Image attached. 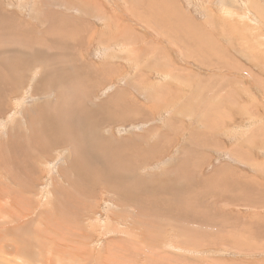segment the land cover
Here are the masks:
<instances>
[{
  "label": "rangeland",
  "instance_id": "rangeland-1",
  "mask_svg": "<svg viewBox=\"0 0 264 264\" xmlns=\"http://www.w3.org/2000/svg\"><path fill=\"white\" fill-rule=\"evenodd\" d=\"M259 3L0 0V264H264Z\"/></svg>",
  "mask_w": 264,
  "mask_h": 264
},
{
  "label": "bare ground",
  "instance_id": "bare-ground-1",
  "mask_svg": "<svg viewBox=\"0 0 264 264\" xmlns=\"http://www.w3.org/2000/svg\"><path fill=\"white\" fill-rule=\"evenodd\" d=\"M137 1H138V0H137ZM140 1H141V0H140ZM148 2H149V1H148ZM135 3H136V2H135ZM145 3H146V2H144V4H145ZM148 4H149V3H148ZM158 4H159V3H158ZM220 4L222 5L223 9H226V10H230V9H231V8L228 9V8H229V7H228L229 5H227V3L223 2V1H222ZM172 5H173V4H172ZM159 6H160V5H159ZM254 6H255V7L257 6V10H261V9L264 7V4L259 3V4H257V5L255 4ZM129 7H130V6H129ZM131 7H133V6H131ZM149 7H150V6H149ZM166 7H167V6H166ZM172 7H173V6H172ZM175 7H176V6H175ZM239 7H240V6H239ZM126 8H127V7H126ZM128 9H129V8H128ZM128 9H127V10H128ZM176 9H177V8H176ZM176 9H175V10H176ZM70 10H71V9H70ZM136 10H137V9H136ZM149 10H150V9H149ZM151 10H152V9H151ZM217 10H218V9H217ZM218 11H219V10H218ZM228 12H229V11H228ZM228 12H227V13H228ZM240 12H241L242 14L245 15V13H244L243 11H240ZM139 13H141V12H139ZM172 13H173V12H172ZM247 13H248V15H251V13H250L249 11H248ZM163 14H164V13H163ZM167 14H168V13H167ZM230 14H231V17H232V16L234 17V16H236V15L238 14V12H237V11H231ZM259 14H260L261 16H263V15H264V11H261ZM12 15H13V14H12ZM130 15H131V14H130ZM150 15H151V14H150ZM71 16H72V15H71ZM163 16H165V15H163ZM241 16H242V15H241ZM134 17H135V16H134ZM228 17H229V16H228ZM173 18H174V17H173ZM232 19H233V18H232ZM151 20H152V19H151ZM170 20H171V18H170ZM172 23H173V22H172ZM0 24H1V23H0ZM3 24H4V23H3ZM12 26H13V25H12ZM12 26H11V27H12ZM19 26H20V25H19ZM240 26L242 27V25H240ZM252 26H253V25H252ZM175 27H176V26H175ZM175 27L173 26L172 29H174ZM3 28H4V26H3ZM12 28H13V27H12ZM12 28H11V29H12ZM256 28H257V27H256ZM15 29H16V28H15ZM215 29H216V28H215ZM239 29H240V28H239ZM168 30H169V29H168ZM256 30H257V29H256ZM177 31H178V30H177ZM214 31H215V30H214ZM216 31H217V30H216ZM14 33H15V32H14ZM17 33H18V32H17ZM120 35H121V34H120ZM216 35H217V34H216ZM2 37H3V36H2ZM257 38H259V37H257ZM260 38H262V37H260ZM3 39H4V38H3ZM254 39H255V38H254ZM90 41H91V40H90ZM257 41H258V40H257ZM0 43H1V41H0ZM3 43H4V42H3ZM260 43H261V42H260ZM258 44H259V43H258ZM2 46H3V45H2ZM16 46H17V45H16ZM18 46H19V45H18ZM177 46H178V45H177ZM240 46H241V45H240ZM154 47H155V46H154ZM260 47H261V46H260ZM21 50H22V49H21ZM155 51H156V50H155ZM169 51H170V50H169ZM49 52H50V51H49ZM54 53H55V52H54ZM168 53H169V52H168ZM128 54H129V53H128ZM40 55H41V54H40ZM246 55H247V54H246ZM10 56H11V54H10ZM57 56H58V55H57ZM57 56H56V57H57ZM100 56H101V55H100ZM161 56H162V55H161ZM164 57H165V55H164ZM11 60H12V59H11ZM25 60H26V59H25ZM22 61H23V60H22ZM45 61H46V60H45ZM48 61H49V60H48ZM8 62H9V61H8ZM166 62H167V61H166ZM3 63H4V62H3ZM44 63H45V62H44ZM232 63H233V62H232ZM46 64H47V63H46ZM39 65H40V64H39ZM43 65H44V64H43ZM37 66H38V65H37ZM44 66H45V65H44ZM125 66H126V65H125ZM205 66H206V65H205ZM47 67H48V66H47ZM238 67H239V66H238ZM25 68H26V67H25ZM239 69H240V67H239ZM37 70H38V69H37ZM168 70H169V69H167V72H168ZM25 72H26V71H25ZM59 72H60V71H59ZM41 74H42V73H41ZM167 77H168V76H167ZM155 78H156V77H155ZM188 78H189V77H188ZM132 79H133V78H132ZM160 79H161V78H160ZM173 80H174V79H173ZM4 82H5V81H4ZM219 82H220V81H219ZM160 83H161V82H160ZM59 84H60V83H59ZM135 85H136V84H135ZM178 85H179V84H178ZM148 86H149V85H148ZM150 86H151V85H150ZM159 87H160V86H159ZM218 87H219V86H218ZM50 88H51V87H50ZM60 88H61V87H60ZM139 88H140V87H139ZM160 88H161V87H160ZM162 89H163V88H162ZM164 89H165V88H164ZM164 91H165V90H164ZM57 92H58V91H57ZM155 92H156V91H155ZM64 93H66V92H64ZM117 93H118V92H117ZM149 93H150V92H149ZM219 93H220V92H219ZM240 93H241V92H240ZM1 94H2V93H1ZM15 94H16V93H15ZM34 94H35V93H34ZM115 94H116V93H115ZM115 94H114V95H115ZM30 95H31V94H30ZM124 95H125V94H124ZM226 95H227V94H226ZM117 96H119V95H117ZM121 96H122V94H121ZM125 96H126V95H125ZM32 97H33V96H32ZM38 97H39V96H38ZM45 97H46V96H45ZM127 97H128V96H127ZM150 97H151V96H150ZM114 98H115V97H114ZM121 98H122V97H121ZM15 99H16V98H15ZM47 99H48V98H47ZM47 99H46V100H47ZM118 99L121 100L120 98H118ZM125 99H126V98H125ZM68 100H69V99H68ZM68 100H67V101H68ZM32 101H34V99H33ZM51 101H52V100H51ZM117 101H118V100H117ZM122 101H123V100H122ZM122 101H121V102H122ZM124 101H125V100H124ZM124 101H123L122 103H124L125 105H126V103H127V105H128V102L126 101V103H125ZM37 102H38V101H37ZM118 102H119V101H118ZM118 102H117V104H118ZM225 102H226V101H225ZM109 103H110V102H109ZM109 103H108V104H109ZM73 104H74V103H73ZM137 104H138V103H137ZM137 104H135V105H137ZM158 104H159V103H158ZM97 105H98V104H97ZM110 105H111V104H110ZM110 105H109V106H110ZM114 105H115V104H114ZM122 105H123V104H122ZM135 105H133V106H135ZM169 105H170V104H169ZM9 106H10V105H9ZM112 106H113V105H112ZM119 106H120V105H119ZM119 106H118V107H119ZM34 107H36V106H34ZM107 107H108V106H107ZM107 107H106V108H107ZM126 107H127V106H126ZM130 107H131V106H130ZM166 107H167V106H166ZM217 107H218V106H217ZM111 108H112V107H111ZM135 108H136V107H135ZM119 109H120V107H119ZM123 109H124V107H123ZM130 109H132V108H130ZM18 110H19V109H18ZM104 110H105V109H104ZM120 110H121V109H120ZM106 111H107V113H108L109 110L107 109ZM115 111H117V110H115ZM115 111H114V112H115ZM121 111H122V110H121ZM126 111H127V110H126ZM132 112H134V111H132ZM132 112L129 111V114L132 113ZM104 113H105V111H104ZM122 113H124V111H123ZM127 113H128V112H127ZM137 113H138V109H137V112L135 111V116L137 115V116H141V117H142L141 112H140V115H138ZM111 114H112V112H111ZM113 114H114V113H113ZM113 114H112V116H114ZM117 114H118V113H117ZM142 114H143V113H142ZM118 115H119V114H118ZM123 115H124V114H123ZM123 115H122V116H123ZM132 115H133V113H132ZM168 115H169V114H168ZM107 116H109V115H107ZM122 116H121V119H123V117H125V116H123V117H122ZM133 116H134V115H133ZM135 116H134V117H135ZM187 116H188V115H187ZM235 116H236V115H235ZM84 117L86 118V116H84ZM104 117L106 118V116H104ZM126 117H127V116H126ZM126 117H125V118H126ZM134 117H133V118H134ZM111 118H112V117H111ZM128 118H129V117H128ZM130 118H131V117H130ZM135 118H137V117H135ZM139 118H140V117H139ZM146 118H147V116H146ZM83 119H84V118H83ZM83 119H82V120H83ZM113 119H114V118H113ZM113 119H112L111 121H113ZM149 119H150V117H149ZM84 120H85V119H84ZM94 120H95V119H94ZM115 120H116V119H115ZM127 120H129V119H127ZM130 120H134V119H130ZM162 120H163V119H162ZM85 121H87V120H85ZM99 121H100V120H99ZM122 121H123V120H122ZM92 122H93V120H92ZM113 122H114V121H113ZM77 123H78V122H77ZM115 123H116V122H115ZM135 123H136V122H135ZM158 123H159V122H158ZM81 124H82V123H81ZM88 124H89V122H88ZM107 124H108V123H107ZM142 125H143V124H142ZM137 126H138V125H137ZM214 126H215V124H214ZM108 127H109V126H108ZM88 128H89V126H88ZM110 128H111V127H110ZM161 128H162V126H161ZM125 129H126V128H125ZM208 130H209V129H208ZM82 131H84V133H85V130H84V129H83ZM91 131H92V130H91ZM93 131H94V130H93ZM80 132H81V131H80ZM237 132H238V131H237ZM248 132H249V130H246V131H243V132H238V133H236V136H235V137H237V138H236V140H237V142H236V146H235V147H232V149H230L231 147L228 148L227 151L231 152L233 155H237V154H239L241 151H242L241 153H243V154L246 153V151H247V147H246V145H245L246 142L241 143V141H242V139H243V141L246 140V139H245V136L247 135ZM89 133H90V132H89ZM111 133H112V132H111ZM91 134L93 135V132H92ZM112 134H113V133H112ZM112 134H111V135H112ZM214 134H215V133H214ZM233 134H234V133H233ZM86 135H87V133H86ZM94 135H95V134H94ZM107 136H108V135H107ZM112 136H113V135H112ZM115 136H116V135H115ZM118 136H119V135H118ZM202 136H203V135H202ZM210 136H211V135H210ZM92 137H93V136H92ZM151 137H152V136H151ZM46 138H47V137H45L44 140H47ZM50 138H51V137H50ZM50 138H49V140H50ZM123 138H124V137H123ZM139 138H140V137H139ZM52 140H53V139H52ZM82 140H83V139H82ZM87 140H88V138H87ZM107 140H108V138H107ZM110 140H111V138H110ZM100 141H101V140H100ZM118 141H119V140H118ZM218 141H219V140H218ZM49 142H50V141H49ZM88 142L90 143V141H88ZM123 142H124V141H123ZM159 142H160V141H159ZM105 143H106V142H105ZM116 143H118V142H116ZM119 143H121V142H119ZM47 144H48V143H47ZM86 144H87V143H86ZM94 144H95V143H94ZM94 144H93V146H94ZM54 145H55V144H54ZM88 145H89V144H88ZM105 145L107 146V144H105ZM237 145H238V146H237ZM38 146H40V145H38ZM93 146H92V147H93ZM96 146H97V145H96ZM100 146H101V145H100ZM106 146H105V147H106ZM142 146H143V145H142ZM201 146H202V145H201ZM208 146H209V145H208ZM219 146H220V145H219ZM40 147H42V146H40ZM43 147H45V146H43ZM48 147H49V146L47 145V148H48ZM86 147H87V146H86ZM86 147H85V148H86ZM89 147H90V146H89ZM143 147H144V146H143ZM81 148H82V147H81ZM90 148H91V147H90ZM90 148H89V149H90ZM94 148H95V147H94ZM101 148H102V147H101ZM101 148H99V149H101ZM144 148H145V147H144ZM233 148H235V149H233ZM43 149H44V148H43ZM95 149H98V148L96 147ZM129 149H130V148H129ZM250 149H251V148H250ZM93 151H96V150H93ZM46 152H47V151H46ZM64 152H65V151H64ZM101 152H102V151H101ZM101 152H100V153H101ZM66 153H67V152H66ZM84 153H85V152H84ZM125 153H126V152H125ZM16 154H17V153H16ZM60 154H61V153H60ZM85 154H87V153H85ZM97 154H98V153H97ZM243 154H242V155H243ZM246 154H247V153H246ZM64 155H65V154H64ZM81 155H82V154H81ZM104 155H105V154H104ZM104 155H103V156H104ZM233 155H230V157L233 158ZM244 155H245V154H244ZM249 156H250V155H249ZM80 157L82 158V156H80ZM106 157H107V156H106ZM234 157H235V156H234ZM21 158H22V157H21ZM23 158H24V157H23ZM23 158H22V159H23ZM29 158H30V157H29ZM64 158L66 159V157H64ZM78 158H79V157H78ZM81 158H80V159H81ZM75 159H77V158H75ZM256 160H257V159H256ZM256 160H253V161H256ZM3 161H4V160H3ZM78 161H79V159H78ZM80 161H81V160H80ZM90 161H91V160H90ZM101 161H102V160H101ZM7 162H8V161H7ZM74 162H77V161H74ZM81 162H82V161H81ZM87 162H88V159H87ZM119 162H120V161H119ZM4 163H5V162H4ZM4 163H3V164H4ZM90 163H92V162H90ZM98 163H99V161H98ZM59 164H61V163H59ZM59 164H58V166H59ZM64 164H65V163H64ZM78 164H79V162H78ZM93 164H95V162H93ZM255 164H256V166H257L258 172H260V171H259L260 164H259L258 160L255 162ZM62 165H63V164H62ZM72 165H74V164H72ZM22 166H23V165H22ZM60 166H61V165H60ZM78 166H81V165H78ZM83 166H87V165H83ZM83 166H82V167H83ZM70 167H72V166H70ZM80 168H81V167H79V169H80ZM91 168H92V167H91ZM100 168H101V167H100ZM29 169H30V168H29ZM74 169H75V167H74ZM79 169H78V170H79ZM96 169H97V168H96ZM96 169H95V171L98 172V170H96ZM32 170H33V169H32ZM32 170H31V171H32ZM72 170H73V169H72ZM78 170H77V171H78ZM58 171H59V170H58ZM90 171H91V170H90ZM202 171H203V170H202ZM32 172H34V171H32ZM80 172H81V170H80ZM85 172H86V171H85ZM1 174H2V173H1ZM42 174H44V173H42ZM2 175H3V174H2ZM4 176H5V175H4ZM93 179H94V178H93ZM209 179H210V178H209ZM207 180H208V179H207ZM36 182H37V181H36ZM122 182H123V181H122ZM144 186H145V185H144ZM140 188H141V187H140ZM134 189H135V188H134ZM192 189H193V187L191 188V190H192ZM196 191H197V190H196ZM130 192H131V191H130ZM191 194H192V193H191ZM257 194H258V193H257ZM140 195H141V194H140ZM192 195H193V194H192ZM258 195H259V194H258ZM231 196H232V195H231ZM192 197H193V196H192ZM28 198H29V197H28ZM187 198H188V197H187ZM190 199H191V197H190ZM194 201H195V200H194ZM175 202H176V200H175ZM135 203H136V202H135ZM190 203H191V202H190ZM190 203H189V204H190ZM17 204H18V203H17ZM187 204H188V203H187ZM136 206H137V205H136ZM68 208H69V207H68ZM136 208H137V207H136ZM191 208H192V206H191ZM180 209H181V208H180ZM115 210H116V209H115ZM128 210H129V209H128ZM133 210H134V209H133ZM181 210H182V209H181ZM181 210H180V211H181ZM0 211H1V210H0ZM187 211H188V210H187ZM66 212H68V211L66 210ZM188 212H189V211H188ZM107 213H109V212H107ZM110 213H111V212H110ZM108 216H109V215H108ZM125 216H126V215H125ZM125 216H124V217H125ZM110 218H111V217H110ZM190 218H191V217H190ZM116 220H117V219H116ZM112 222L114 223V221H112ZM113 223H112V224H113ZM101 225H102V224H101ZM99 226H100V225H99ZM148 226H149V225H148ZM102 227H103V226H102ZM104 227H105V226H104ZM251 227H252V226H251ZM67 228H68V227H67ZM146 228H147V227H146ZM107 232H108V231H107ZM109 232H111V231H109ZM64 233H65V235H66V232H64ZM78 233H79V231H78ZM116 233H117V232H116ZM254 233H256V232H254ZM67 234H68V233H67ZM79 234H80V233H79ZM250 234H251V232H250ZM70 235H71V234H70ZM184 236H185V235H184ZM63 237H64V236H63ZM111 237H112V236H111ZM127 237H128V236H127ZM137 237H138V236H137ZM188 237H189V236H188ZM109 238H110V237H109ZM109 238H108V239H109ZM179 238H180V237H179ZM61 239H63V238H61ZM73 239H74V238H73ZM135 239H136V238H135ZM190 239H191V238H190ZM109 240L111 241V239H109ZM136 240H137V239H136ZM182 240H183V239H182ZM68 241H70V240H68ZM81 241H82V239H81ZM102 241H103V240H102ZM15 242H16V241H15ZM61 242H62V241H61ZM64 242H65V241H63L62 243H64ZM77 242H78V241H76V243H73V244H77ZM113 242H114V241H113ZM120 242H121V241H120ZM70 243L72 244V242H68L67 244H70ZM80 243H81V242H80ZM80 243H79V244H80ZM110 243H111V242H110ZM117 243H118V242H117ZM147 243H148V242H147ZM192 243H193V242H192ZM64 244H65V243H64ZM114 244H116V242H115ZM120 244H121V245H120ZM120 244H119L118 246H121V247H122V244H124V243L121 242ZM77 245H78V244H77ZM111 245H112V244H111ZM185 245H187V244H185ZM185 245H184V246H185ZM1 246H2V245H1ZM115 246H116V245H115ZM128 246H129V245H128ZM200 246H201V245H200ZM63 247L66 248L65 246H63ZM63 247H61V248H63ZM73 247L75 248L76 246H73ZM79 247H82L81 244L79 245ZM84 247H85V248H84ZM187 247H188V246H187ZM64 248H63V249H64ZM68 248H69V247H68ZM74 248H73V249H74ZM82 248H84L85 250L88 249V247L86 248V245H85V246L83 245ZM109 248H110V247H109ZM111 248H112V247H111ZM114 248H115V247H114ZM122 248H123V247H122ZM27 249H28V248H27ZM30 249H31V248H30ZM63 249H61V250H63ZM80 249H81V248H80ZM84 249H83V250H84ZM115 249H116V248H115ZM68 250L71 252L70 249H68ZM77 250H78V248H77ZM83 250H82V251H83ZM120 250L122 251V249H120ZM127 250H128V249H127ZM130 250H131V249H130ZM48 251H49V249H48ZM63 251H67V250H63ZM69 251H68V252H69ZM74 251H75V250H74ZM82 251H81V252H82ZM113 251H114V250H113ZM116 251H117V250H116ZM123 251H124V250H123ZM132 251H133V250H132ZM4 252H5V251H4ZM68 252H67V253H68ZM70 252H69V254H70ZM79 252H80V251H79ZM119 252H120V251H119ZM119 252H118V254H119ZM128 252H129V251H128ZM148 252H149V251H148ZM44 253L46 254V253H47V250H46V252H44ZM60 253H61V252H60ZM93 253H94V252H93ZM114 253H115V251H114ZM125 253H126V252H125ZM76 254H77V253H72V252H71L70 255L75 256ZM79 254H80V253H79ZM82 254H83V253H82ZM82 254H81V255H82ZM123 254H124V253H123ZM128 254H129V253H128ZM133 254H134V253H133ZM49 255H50V254H49V252H48V256H49ZM67 255H68V254H67ZM112 255H113V253H112ZM45 256H46V255H45ZM48 256H47V257H48ZM62 256H63V255H62ZM65 256H66V254H65ZM65 256H63V257H65ZM79 256H80V255H79ZM130 256H131V255H130ZM47 257H46V258H47ZM49 257H50V256H49ZM68 257H69V256H68ZM68 257H67V258H68ZM70 257H71V256H70ZM77 257H78V255H77ZM81 257H82V256H81ZM83 257H86V256L83 255ZM117 257H118V256H117ZM117 257L115 256V258H117ZM120 257H122V256L120 255ZM124 257H125V256H124ZM150 257H151V256H150ZM152 257H153V256H152ZM5 258H6V257H5ZM7 258H8V257H7ZM7 258H6V259H7ZM73 258H74V257H73ZM73 258H72V259H73ZM78 258H79V257H78ZM78 258H76V259H78ZM86 258H87V257H86ZM61 259H62V258H61ZM74 259H75V258H74ZM80 259H84V258H80ZM87 259H88V258H87ZM87 259H85V260H87ZM121 259H122V258H121ZM2 260H3V259H2ZM44 260H45V259H44ZM65 260H66V259H65ZM88 260H89V259H88ZM115 260H116V259H115ZM118 260H120L119 257H118ZM136 260H137V259H136ZM138 260H139V258H138ZM7 261H8V259H7ZM75 261H76L77 263H76ZM75 261H74V262H75L76 264H81V263H78V260H75ZM80 261H81V260H80ZM80 261H79V262H80ZM122 261H123V260H122ZM129 261H130V260H129ZM129 261H128V262H129ZM72 262H73V260H72ZM83 262H84V261H83ZM83 262H82V264H83ZM118 262H119V261H118ZM120 262H121V260H120ZM137 262H138V261H137ZM9 263H10V260H9ZM42 263H43V262H42ZM45 263H46V262H45ZM45 263H44V264H45ZM48 263L50 264V261H48ZM59 263H62V262H59ZM122 264H124V262H123ZM132 264H133V263H132Z\"/></svg>",
  "mask_w": 264,
  "mask_h": 264
}]
</instances>
